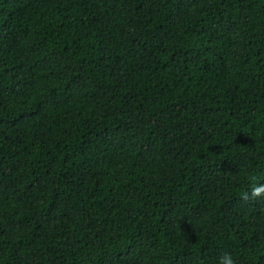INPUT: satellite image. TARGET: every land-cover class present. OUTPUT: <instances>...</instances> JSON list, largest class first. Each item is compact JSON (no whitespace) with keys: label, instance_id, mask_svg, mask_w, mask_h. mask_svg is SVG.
Instances as JSON below:
<instances>
[{"label":"trees","instance_id":"16d2710c","mask_svg":"<svg viewBox=\"0 0 264 264\" xmlns=\"http://www.w3.org/2000/svg\"><path fill=\"white\" fill-rule=\"evenodd\" d=\"M264 0H0V264H264Z\"/></svg>","mask_w":264,"mask_h":264},{"label":"clouds","instance_id":"9594fccd","mask_svg":"<svg viewBox=\"0 0 264 264\" xmlns=\"http://www.w3.org/2000/svg\"><path fill=\"white\" fill-rule=\"evenodd\" d=\"M249 180L253 182V188L251 190V197L247 192L242 193V199L247 201L250 198L255 199V198H260L262 194H264V185H256V177L255 175L249 176ZM219 264H235V261L233 260V257L229 253H224L223 255L220 256L219 258Z\"/></svg>","mask_w":264,"mask_h":264}]
</instances>
